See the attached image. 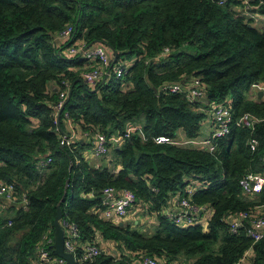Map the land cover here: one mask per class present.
Segmentation results:
<instances>
[{"label":"trees","instance_id":"obj_1","mask_svg":"<svg viewBox=\"0 0 264 264\" xmlns=\"http://www.w3.org/2000/svg\"><path fill=\"white\" fill-rule=\"evenodd\" d=\"M261 1L249 5L264 16ZM254 23L241 0H0V182L16 187V202L0 214V264H40L59 207L64 229L74 224L80 234L77 257L97 235L118 244L117 254L85 264H141L147 257L164 264H264V239L254 244L250 223L236 234L228 226L262 203L240 187L248 173H264V96L248 97L254 85H264V28ZM69 26L73 41L58 39ZM74 44L114 49L128 73L92 87L77 82L89 69L82 57L65 56ZM194 80L205 92L194 102L161 91ZM65 84L73 93L58 122ZM219 105L230 109L233 124L214 140L213 152L155 142L175 139L180 130L200 137ZM246 114L252 128L237 124ZM67 122L80 138H72ZM98 134L122 143H110V159L96 166L87 152ZM189 187L196 188L191 203L212 210L206 226L180 227L166 215ZM107 188L132 191L134 208L156 218L154 232L105 219ZM46 248L57 257L52 244Z\"/></svg>","mask_w":264,"mask_h":264},{"label":"built area","instance_id":"obj_2","mask_svg":"<svg viewBox=\"0 0 264 264\" xmlns=\"http://www.w3.org/2000/svg\"><path fill=\"white\" fill-rule=\"evenodd\" d=\"M228 0H220V4H225ZM243 1L246 12L253 8L249 5L250 0ZM264 5V0L261 1L260 6ZM257 9V8H256ZM75 28L73 26L67 27L58 35V39L63 41L72 42L74 39ZM87 47L82 44H74L66 49V57L80 56L87 61L88 71L83 73V80L87 83V86H96L104 81L106 76L111 77L115 75L116 78H122L128 73V67L123 63H114V53L112 49L106 45H100L96 47ZM166 49V54L168 53ZM66 90L60 94V101L56 106V115L63 109L64 104L68 98L70 87L65 84ZM162 93L165 94H183L190 102H194L197 99H202L205 92L201 86L200 81L194 80L190 84L184 86L182 84H166L161 88ZM68 115H66L67 117ZM213 124L214 129L210 135L204 139L196 140L195 145L202 148V151L213 152L215 150V139H220L226 136L230 131V126L233 124V116L230 109L227 106L219 105L213 111ZM255 120L250 114L244 115L237 124L246 128H252ZM136 128L132 127L128 130L125 137H129L131 132H134ZM87 137V135H84ZM157 144H174V139L167 136H159L155 138ZM201 142V145H200ZM110 143H122V137L108 139L106 135L98 134L94 141L93 156L94 158H103L110 151ZM257 142L253 141L251 145L252 151L256 150ZM52 160L48 158L47 161H42V166L47 165ZM240 187L244 196L249 197L257 202H262L257 205L252 213L242 212L230 219L228 226L231 233L236 234L246 222L250 223V227L247 229L248 237L254 242V244L261 242L264 239V201H262V195H264V173H248L240 181ZM196 188L189 187L187 189V198L178 200L179 212H168L166 215L168 218L180 227H189L196 224L207 225L212 210L208 207L198 208L190 201ZM16 187L13 184L0 182V196H3L9 203L15 200ZM136 203V196L132 191L121 190L118 191L114 188H107L103 191V204L106 207L104 216L109 218L112 214L118 219H124L128 216L129 212L134 208ZM261 210L263 214L259 212ZM205 216V217H204ZM202 217L203 220H202ZM12 222H9L11 225ZM100 235H97L95 242L86 243L82 245V251L79 257L76 256L78 245H80V234L77 227L74 224L67 225L65 230V248L68 253L75 256L77 264H85L94 262L100 255L104 253H110L105 251L100 246ZM102 241V239H101ZM54 244V240L50 235L44 236V247L39 249V261L40 264H65V260L59 257L51 255L50 251L46 248V245ZM113 255L112 253H110ZM141 264H164L162 261L155 258H144ZM240 264V263H238Z\"/></svg>","mask_w":264,"mask_h":264},{"label":"crops","instance_id":"obj_3","mask_svg":"<svg viewBox=\"0 0 264 264\" xmlns=\"http://www.w3.org/2000/svg\"><path fill=\"white\" fill-rule=\"evenodd\" d=\"M260 92L264 93V85H262V84L254 85L252 87V89L250 90L248 97L250 99H257L256 97H258ZM214 128L215 127H214L213 122H207L202 127L201 136L196 138V139H188L185 135V132L183 130H180L177 133V137L174 139V145H176L178 147H182V148L202 150L201 147H199V146L196 147V145L194 144V141L206 138L207 136L210 135L211 131ZM66 129L72 135L73 139L80 138L81 130L77 129V127L74 126L71 122H67ZM87 153H88L89 160H92L91 162L94 163V161H93V159H94L93 148ZM178 200H179V198H173V200L170 202L169 208L167 209L168 211L166 213H168V212H171V213L179 212ZM15 202H16V199L11 203H15ZM5 205L9 206L10 204L8 201L5 200V198L3 196H0V214L3 216L8 215L5 212V210H6ZM7 209H8V207H7ZM259 212L261 214H263V212L261 210H259ZM136 215H137V217H135ZM102 216L105 219L110 220L114 224H121V225L124 224V225L130 226L132 228L137 227L146 233L154 232V227L157 225L156 224V218L154 216L149 215L147 213V211H145L144 208H136V207L133 208L129 212L128 216L124 219H118L117 217H115L114 214H112V216L109 218L105 217L104 215H102ZM204 217H202V220ZM101 239L98 241L100 242V246L102 248H104L105 251H109L110 253H112L114 255L117 254V251H118V244L117 243L112 242V241L103 240V239L101 241Z\"/></svg>","mask_w":264,"mask_h":264},{"label":"water","instance_id":"obj_4","mask_svg":"<svg viewBox=\"0 0 264 264\" xmlns=\"http://www.w3.org/2000/svg\"><path fill=\"white\" fill-rule=\"evenodd\" d=\"M214 1L219 2L220 0H214ZM257 13H258L257 9H252V10L248 11V14H252V15H255ZM250 27H252V26H250ZM91 47H93V44L87 46L86 49H89ZM112 51L114 53V63H116L117 62V53L114 49H112ZM107 79H108V76H106V78L104 79V81L102 83L104 84L107 81ZM77 82L82 83L83 85L87 86V83L82 79L77 80ZM72 93H73V87L69 91L67 101L71 98ZM263 95H264V93L260 92L259 98H262ZM63 110L64 109H62L58 113V122L60 121L61 114L63 113ZM62 218H63V212H62V209L59 207L58 212H57V216H56L55 221H54L55 233H54L53 249H54L57 257L65 260V264H77L75 256L71 253H68L66 251V248H65V229L61 223Z\"/></svg>","mask_w":264,"mask_h":264},{"label":"rangeland","instance_id":"obj_5","mask_svg":"<svg viewBox=\"0 0 264 264\" xmlns=\"http://www.w3.org/2000/svg\"><path fill=\"white\" fill-rule=\"evenodd\" d=\"M252 17L254 18V20H255V23H254V25H255V27L257 28V29H263L264 28V16H262V15H260L259 13H257V14H255V15H252ZM128 63V62H127ZM130 63V62H129ZM70 134V133H69ZM194 143H195V141H194ZM200 145H201V142H200ZM196 147H197V145H196ZM111 148H110V151H109V153L106 155V156H104L103 158H105V159H110V153H111ZM92 160H90V163H92L91 162ZM93 161H94V163H92V164H95L96 166L98 165V163L100 162V158H94L93 159ZM100 163H102V162H100ZM99 163V164H100ZM135 217H137V215L135 216Z\"/></svg>","mask_w":264,"mask_h":264}]
</instances>
